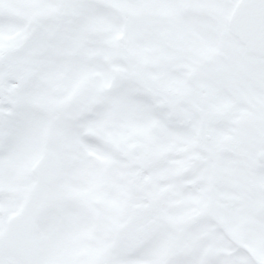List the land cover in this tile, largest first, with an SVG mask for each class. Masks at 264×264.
Listing matches in <instances>:
<instances>
[{"label": "snow or ice", "instance_id": "6c2138e0", "mask_svg": "<svg viewBox=\"0 0 264 264\" xmlns=\"http://www.w3.org/2000/svg\"><path fill=\"white\" fill-rule=\"evenodd\" d=\"M0 264H264V0H0Z\"/></svg>", "mask_w": 264, "mask_h": 264}]
</instances>
